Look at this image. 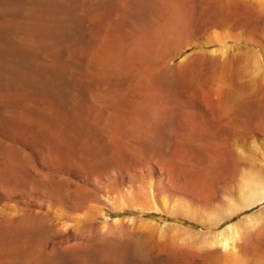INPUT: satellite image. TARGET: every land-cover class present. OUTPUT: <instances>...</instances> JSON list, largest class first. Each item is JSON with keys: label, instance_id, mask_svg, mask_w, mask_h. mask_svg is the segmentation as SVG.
Masks as SVG:
<instances>
[{"label": "rangeland", "instance_id": "obj_1", "mask_svg": "<svg viewBox=\"0 0 264 264\" xmlns=\"http://www.w3.org/2000/svg\"><path fill=\"white\" fill-rule=\"evenodd\" d=\"M162 1L164 4H162ZM119 2L120 0H84L82 18L86 21L89 34L88 36L86 35L87 39L84 41V55L86 57L84 62L85 70L80 71L79 75L81 74L82 78L80 76L78 77V84H89L87 91V95H89H86L85 100L77 106L74 111L75 113L65 112L64 114V121H67L68 118L74 121L72 130L68 134H65L63 131L65 124L61 121L62 119L50 111L47 114V124L39 130L32 125V122L28 118L12 110L8 114L9 125L6 127L0 125V158L4 151L16 157V147L32 148L38 153H41L42 150L50 151L53 149L65 152L61 165L62 168L71 174L70 177H65L69 188L67 186L60 187L61 189H59L57 199H55L56 201L48 205L49 213H45L49 216L47 221L53 227L57 224L53 230H55L57 236L64 239V245L65 243L66 245H71L70 239L63 238L71 231V228L73 229L76 226L79 229L85 222L92 220L98 229L105 224V227H109L108 229L111 228L113 232L120 230L125 234L134 235L133 237H129V239H132L131 242L133 241L130 248L131 252L128 251L125 253L126 255L123 254L121 256L127 261V264H264L263 246H258V249L254 248L250 250L244 246L248 239H250L249 241H255L259 238L258 234L249 236L244 232L247 226V221H244V219L253 213L259 212L264 207V201L252 208L240 211L218 226H212L209 223L220 209L228 207L232 203L241 204L240 201L246 195L249 196L248 194L253 193L260 187L258 184L249 181L252 174L260 175L264 185V130L251 125L245 118L241 119L240 129L238 134L234 135L235 137L231 134L220 136L216 133L205 131L179 130L178 127L181 124L183 115L198 113L194 107V103L192 100L190 101L193 98L182 94L176 95L167 90H160L155 81L159 71L165 66L166 59H162V57L156 55L149 56V58L148 56H143V54L139 56L140 52L136 44L138 41H143L148 38L150 40L155 38L153 41L156 40L155 42H159L160 44L162 38H167L169 41L179 40V45H181L183 40L179 39L173 33L174 31L171 27L174 14L179 23L187 29L184 30L185 33L187 32V36L190 35L189 38L185 36V39L195 37L194 39L196 40H205L204 38H213L216 34H221L225 30L251 32L250 29L253 30L252 28H257L258 26L261 27V33L260 35L259 33H254V35H259L258 37L261 38L264 36V27L260 23L264 18V14L230 19L229 21L235 23V25L233 27L226 25V28L221 30V28L210 24H202L204 16L209 17V15L203 13L204 16H200V18L198 15L194 16L193 12L196 10L199 11V9L197 7L195 8L194 4L188 1L145 0V5L142 4V1L140 2V8L143 13L145 11L149 15L143 17V25H137L133 19L116 14L117 12L115 10ZM229 2L230 0H220V3L223 5H221L222 11L227 9ZM143 5L148 7H143ZM100 7L103 8L100 9ZM161 28L164 30L162 31ZM92 32L96 35H92ZM144 32H147V34ZM158 32L163 33L160 34ZM108 34L114 36L118 42L117 50L112 53L110 62L95 64L87 60L94 52V46L98 43L99 38ZM227 43V48L223 45H213L207 48L195 46L181 50L180 55L172 61V64L180 63L184 57L198 50H222L212 57L215 61L208 69V74L209 76L212 75V80L216 84L220 79L223 82L226 80L225 75H228V72L233 70L236 75L235 77H237L236 81L241 86L244 85L243 87L246 88L253 87L259 81V75L264 71V46L261 47L249 41H228ZM237 46L251 48L258 54V62L261 64L259 65L258 62L255 63L256 60L254 58H250V60L246 56L240 58L238 55L241 52H246V50L243 49L244 51L241 50L240 52L235 49ZM156 51L158 52L159 50ZM125 61L130 64H127L126 67L125 65L123 67L118 66ZM127 67L129 68L127 69ZM216 70L218 71L216 72ZM114 71L117 72L115 73ZM194 74H196L195 71H193L192 75ZM143 78L146 81H143ZM26 106L28 105L26 104ZM115 106L116 108L114 109ZM28 108L26 107V109ZM79 112L82 113V116L81 114L79 116ZM143 113L146 114L143 115ZM236 136L239 138H236ZM170 158L171 160H169ZM49 160L52 162L51 155L49 156ZM161 166L168 168L169 173L173 176L178 192L190 191V194L194 195V198H197L196 200L199 203L187 204L178 199H168L166 201L165 198H153L150 193L148 194L146 190L147 179L144 173L149 167L158 171ZM175 168L177 169L175 170ZM97 171L98 173H96ZM78 172L81 173L79 174ZM85 173L100 180L113 176H117L119 180L117 181V185H113L105 190V192L100 193L99 197L91 196L84 192L83 188L85 186L77 178ZM104 174H106V177ZM249 184L251 185L249 186ZM116 188H119V190L117 191ZM11 207L0 205V211L8 212ZM76 210L79 211L77 212ZM260 218L264 220V214H260L258 219ZM39 220L45 221V219H38L34 222H38ZM61 221L65 228L61 226ZM142 224L149 227L150 232L141 229L140 226ZM233 224L236 226L235 230L232 232L228 231L226 228ZM59 225L64 229L58 228L60 227ZM97 227L92 228L95 233L98 231ZM11 235L9 232L0 237V264H15L17 262L16 255L10 254L2 247L3 241L11 239ZM23 239L25 244L28 243L27 236H24ZM28 254L30 255V259L26 260L28 264L37 259V255L34 254V249L32 252L28 250ZM166 254H170V258L166 257ZM119 256L104 252L102 255L100 253L99 256L92 257L91 261L89 260V262L85 263L102 264V260H116Z\"/></svg>", "mask_w": 264, "mask_h": 264}, {"label": "bare ground", "instance_id": "obj_2", "mask_svg": "<svg viewBox=\"0 0 264 264\" xmlns=\"http://www.w3.org/2000/svg\"><path fill=\"white\" fill-rule=\"evenodd\" d=\"M141 1L142 4H144L145 0H120V2L116 6V14H119L125 18H131L133 19L135 24L141 25L143 22V17L149 15L148 12H145L143 10V13L141 11ZM184 1H188L191 4H194L195 8L197 7L199 9V11L196 10L195 12H193L194 16L198 15L200 18V16H204L203 13L209 15V17L204 16V21L202 24H210L215 27L221 28V30L223 28H226V25H230L231 27L235 25V23H231L229 21L230 19L236 17H253L257 14H264V0H230L229 5L225 11H222V4L220 3V0ZM162 4H164V2ZM144 5L143 7H148ZM83 7L84 0H0V125H2V127L3 125L4 127L9 125L8 114L11 113L12 110H15L19 112L20 115H23L24 117L28 118L30 122H32V125L40 130L41 128H44L47 124V114L50 111L52 114L59 116L62 119L61 121H63V124H65V129L63 128L65 134H68V132L72 130V128L74 127V121L72 119L70 120L69 118L67 121H64V114L65 112L75 113L74 111L77 106H79L85 100L89 85L87 83L78 84V77H81V74L79 75V73L80 71L85 70L84 62L86 57L84 55V41L87 39V36L89 34L88 28L86 26V21L84 20V18H82ZM102 8L103 7H100V9ZM162 19L164 20V18ZM157 20L159 21V19ZM260 24L264 27V18ZM171 27L174 31L173 33H175L179 39L183 40L181 45H179V40L169 41L167 40V38L165 39L162 37L160 44L159 42L156 43V40L153 41L155 38L153 40H150L149 38L144 39L143 41H138V43L136 44L140 52L139 56H142L141 54H143V56L145 55L149 58V56L152 57L153 55H156L158 57H162V59H166L165 66H163V68L159 71L156 81L153 79L160 90H167L173 92L176 95L182 94L187 95V97L189 98H193L190 99V101L192 100V102L194 103V107L198 113L193 115H183L181 118V124L178 129L181 131H205L216 133L220 136L230 134L234 136L235 134H238L241 119L245 118L249 123H251V125L256 126L258 129L260 128L264 130V71H262V73L260 72L261 75H259V81L251 88L243 87L244 85L241 86L239 82L236 81L237 77H235V72L230 69L229 72L227 71L228 75H225L226 80L222 82L220 79L216 84L215 81L211 78L212 75L209 76L208 69L209 66L215 61L214 58H212L213 55L217 52L222 51L218 49L198 50L189 54V56L187 55V57H184L180 63L172 64V61L180 55L181 50H185L195 46L207 48L213 45H223L227 48L228 41H249L263 47L264 36H260L261 38L258 37L261 33V27H251L253 29H250L251 32H233L225 30L221 34H216L213 38H204L205 40H196L194 39L195 37L192 39H185L184 37L187 36V32L185 33L184 30L187 29H185V27L181 25V23H179L175 14ZM164 29H162V31ZM254 33H259V35H254ZM94 34L92 32V35ZM145 34H147V32ZM149 34L151 35V33ZM213 34L215 33L213 32ZM189 36L187 37L189 38ZM255 38L257 41L255 40ZM117 43V39L112 35L108 34L100 37L98 43L94 46V52L87 58V60H90L92 63L95 64H104L110 62L112 53L117 50ZM235 49L239 50L240 52L243 49L246 50V52H241L240 55H238L240 56V58L242 56H246V58L249 57V60L250 58H254L256 60L255 63L258 62V54L251 48H248L246 46H237ZM126 50L128 49L126 48ZM156 50L159 51L157 52ZM258 63L259 65L261 64L260 62ZM127 64L130 63L125 61L118 66L123 67L125 65L126 67ZM128 66L130 67V65ZM129 67H127V69ZM218 70H216V72ZM193 71H195L196 74L192 75ZM143 81H146V79L144 80L143 78ZM26 104L28 106H26ZM26 107L29 108L26 109ZM115 108L116 106L114 107V109ZM80 114L82 116L81 112H79V116ZM145 114L143 113V115ZM142 119L144 118L142 117ZM86 122L89 121L87 120ZM139 123L138 125L141 124ZM236 138L239 137L236 136ZM16 154V157H14L9 152L4 151L2 153V157L0 158V205L12 206L10 211L8 212L0 211V237L3 234L9 232L10 234H12L11 239L7 241L2 240V247L10 254H13L14 256L16 255L17 262L15 264H28L26 261L27 259H30L28 250L29 252H32L33 249L34 254L37 255V259L30 264H78L82 262L85 263L89 262V260L91 261L92 257H97L100 253L102 255V253L104 252H109L110 254L112 253L120 256L116 260H100L102 264H127V261L121 256L128 251L131 252L130 248L132 246L133 241L131 242L132 239H129V237H133V234H125L120 231L119 228V231L113 232L111 228L108 229V226V228H106L105 224L100 226V228L98 229L97 225L94 224L92 220H88L87 222L84 221V225L79 229L78 227L72 224L75 228L72 229L70 227L71 231H69L67 235H63V238L70 239L73 243L70 241L71 245H66V243L64 245V239L57 236V234H55V230H53V228L57 224L53 227V225L49 221H47L49 216L45 213H49L48 205L53 203V201H56L55 199H57V195L59 189H61V186L68 187V183L65 177L71 176L70 172L62 168L61 165L64 159L63 157L65 152L53 149L50 151L42 150L41 153H38L35 152L32 148L16 147ZM50 155L52 156V162L49 160ZM169 160H171V158ZM125 167L127 168L126 165ZM176 169L177 168H175V170ZM96 173H98V171ZM104 175L106 177V174ZM144 175L147 179L146 190L148 191V194L150 193L153 198L162 197L165 198L166 201L168 199H178L187 204L199 203V201L196 200L197 198L195 199L194 195L190 194V191L182 193L178 192V188L174 183L173 176L169 173L168 168L166 166L159 167L158 171L153 169L152 167H149L144 173ZM77 178L78 181L85 186L83 188L84 192L96 197H99L100 193L105 192V190H107L111 186L117 185V181L119 180L117 176L100 180L86 173L78 176ZM249 181L258 184L260 187L253 193L248 194L249 196L246 195V197L240 201L241 204L232 203V205L220 209L219 212H217L209 222L212 226H218L223 221L230 219L240 211L252 208L253 206L264 201V185L262 183L260 175L252 174L250 176ZM250 185L251 184H249V186ZM118 190L119 188L117 189V191ZM76 211L78 212L79 210ZM260 214H264V207L259 212L253 213L252 215L244 219V221H247V226H244L246 228V231L244 232L247 233L249 236L256 234L259 235V238L255 241H249L250 239H248V241H246V244H243L248 250L257 248L258 246L264 247V220H262L261 218L258 219ZM38 219H45V221L39 220L40 222H34ZM73 219L75 220V218ZM63 225L64 224L62 223L61 226ZM61 226L58 228H62ZM93 227H97L98 231H96V233L93 231ZM140 227L144 231L150 232V228L145 226L144 224H142V226ZM64 228H62V230ZM235 228L236 226L233 224L232 226H228L226 229L232 232L235 230ZM24 236L28 237V243L26 244L24 243ZM169 255L166 254V257L170 258Z\"/></svg>", "mask_w": 264, "mask_h": 264}]
</instances>
